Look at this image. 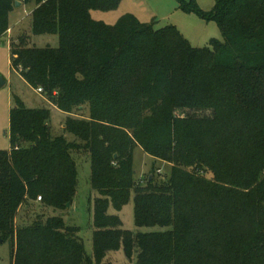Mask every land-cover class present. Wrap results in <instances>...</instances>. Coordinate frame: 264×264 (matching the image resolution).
<instances>
[{
	"label": "trees",
	"instance_id": "1",
	"mask_svg": "<svg viewBox=\"0 0 264 264\" xmlns=\"http://www.w3.org/2000/svg\"><path fill=\"white\" fill-rule=\"evenodd\" d=\"M21 1L38 5L31 31L57 33L60 43L39 48L20 37L11 64L68 114L74 139L53 134L49 109L15 97L12 149L0 150V238L12 242L14 264H107L120 249L138 264H264V0H217L202 14L223 39L203 47L175 25L155 28L131 14L115 25L92 18L121 0ZM15 2L0 0V37ZM86 106L88 118L69 115ZM136 145L171 165L167 180L138 182ZM76 153L89 155L99 194L92 254L62 216L16 224L39 196L55 209L74 203ZM132 194L138 227L160 230L131 231L109 213Z\"/></svg>",
	"mask_w": 264,
	"mask_h": 264
},
{
	"label": "rangeland",
	"instance_id": "2",
	"mask_svg": "<svg viewBox=\"0 0 264 264\" xmlns=\"http://www.w3.org/2000/svg\"><path fill=\"white\" fill-rule=\"evenodd\" d=\"M189 5L196 6L200 11L184 10L179 0H121L118 7L113 10L96 9L91 11L95 20L103 21L109 25H115L122 16L131 14L138 20L145 23L154 22L155 28H162L168 25L177 26L181 33L193 46L203 47L209 44L211 39H223L218 23L208 19L202 13L211 12L217 0H184ZM35 1L23 3L20 7L10 13V29L0 37V77L5 84L0 86V150L10 151L12 142L10 137L11 110L17 107L15 97L18 96L27 107L47 108L50 110L49 124L54 135L65 134L70 140L74 139L73 134L65 131L68 114L59 109L53 98L46 95L40 87L31 86L21 74V69L15 70L11 64L12 45L18 42L20 37L25 38V45L39 48H57L60 40L57 33L34 34L31 31L32 12L37 7ZM178 115L209 114L210 111H193L179 109ZM73 117L88 118L89 106L83 111L74 109ZM77 159L79 170V184L74 203L65 209H55L43 206L39 197L34 205H23L16 218L17 226L32 225L36 220H46L50 216H62L66 223L78 226V235L83 240L88 254L93 253V232H94V202L99 195L91 184V159L86 153L74 154ZM135 177L138 182L145 185L149 178L161 182L167 180L171 165L163 160L155 159L153 156L136 145L134 149ZM208 177L213 174L208 172ZM109 213L118 215L125 229L131 231L140 230L150 232L160 230L159 226L138 227L135 209V200L131 198L120 209L110 204ZM15 250V247H14ZM12 242L0 244V264H14ZM105 262L107 264H138L136 256L128 258L123 249L109 254Z\"/></svg>",
	"mask_w": 264,
	"mask_h": 264
},
{
	"label": "water",
	"instance_id": "3",
	"mask_svg": "<svg viewBox=\"0 0 264 264\" xmlns=\"http://www.w3.org/2000/svg\"><path fill=\"white\" fill-rule=\"evenodd\" d=\"M22 4H23V2H22L21 0H16V2H15V6H16L17 8L20 7ZM4 84H5L4 79H2V78L0 77V86H2V85H4ZM115 156L117 157V154H116ZM150 179H152V176H151ZM69 206H70V203L67 204V207H69ZM1 243H3V240L0 238V244H1Z\"/></svg>",
	"mask_w": 264,
	"mask_h": 264
},
{
	"label": "built area",
	"instance_id": "4",
	"mask_svg": "<svg viewBox=\"0 0 264 264\" xmlns=\"http://www.w3.org/2000/svg\"><path fill=\"white\" fill-rule=\"evenodd\" d=\"M40 90H43L42 88H40ZM39 199L41 200V196H39Z\"/></svg>",
	"mask_w": 264,
	"mask_h": 264
}]
</instances>
